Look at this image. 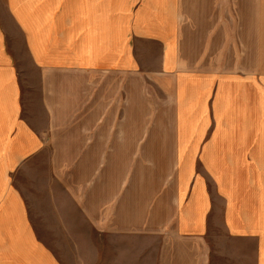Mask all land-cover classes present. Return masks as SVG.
Returning <instances> with one entry per match:
<instances>
[{"label": "crops", "instance_id": "obj_1", "mask_svg": "<svg viewBox=\"0 0 264 264\" xmlns=\"http://www.w3.org/2000/svg\"><path fill=\"white\" fill-rule=\"evenodd\" d=\"M180 2L0 0V264H264V0H203L202 51ZM133 78L167 135L100 131ZM135 159L171 161V200L117 198Z\"/></svg>", "mask_w": 264, "mask_h": 264}, {"label": "rangeland", "instance_id": "obj_2", "mask_svg": "<svg viewBox=\"0 0 264 264\" xmlns=\"http://www.w3.org/2000/svg\"><path fill=\"white\" fill-rule=\"evenodd\" d=\"M181 11L183 12V21L180 33V43L185 50L193 49L194 47H199L202 51L203 49V38H204V3L203 0H181L180 2ZM193 15V16H192ZM137 82L133 78V92H132V109L129 113H124L122 110L120 113H116V119L114 121L116 126L120 125L121 128L110 129V130H100L101 132H114L118 135H128L131 136L133 140L147 137V136H156V135H167L166 125L169 123V113L155 114L154 112H142L141 109L145 108L144 100L143 102L140 92L135 90ZM147 107L150 110H154L155 105H152L149 102H145ZM124 121L128 125L125 129L123 128ZM76 130L73 129L70 135L75 137ZM121 137V138H122ZM62 141V140H61ZM51 146H47L45 155L48 156L51 152H54L56 149L55 141L52 142ZM54 154V153H53ZM50 160L44 159L39 160L40 164H36L33 167H41L45 164H50ZM59 162L52 161V167H55ZM61 164H67V168L75 169L76 165L74 161L62 162ZM171 161H153V160H144V159H135L128 162L118 161L116 162V185L117 191L122 187L124 191H121L118 195V199H123L124 194L128 197L131 202H150L156 199L160 185L162 184L163 194L158 199L171 200L172 190L171 186L167 185V173L169 172V165ZM42 168V167H41ZM106 163L101 170L105 171ZM124 173L126 174L124 176ZM104 174V173H103ZM169 174V173H168ZM70 178V177H69ZM71 181H75L74 178H71ZM125 181V184H124ZM165 181V182H164ZM23 187L27 186V182L23 181ZM32 199H33V195ZM36 197L39 196L36 194ZM134 249V245L132 247ZM139 252H133V260H137ZM150 256L151 260H154V252L146 251L143 253V258L148 259ZM117 258L121 259L123 263V251H122V242L117 239ZM133 262V264H135Z\"/></svg>", "mask_w": 264, "mask_h": 264}]
</instances>
